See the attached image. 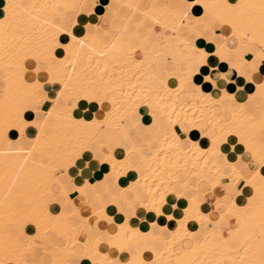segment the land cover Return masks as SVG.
<instances>
[{
    "label": "bare ground",
    "instance_id": "obj_1",
    "mask_svg": "<svg viewBox=\"0 0 264 264\" xmlns=\"http://www.w3.org/2000/svg\"><path fill=\"white\" fill-rule=\"evenodd\" d=\"M82 1L3 0L0 264H114L123 257V264H264V172L256 169L244 175L242 169L248 166L240 153L249 152L264 166V114L255 116L245 102L235 106L243 86L222 88L218 98L195 79L201 73L203 81L216 89L218 82L209 72L218 62L243 76L244 65L252 62L247 54L254 47L255 59L264 60V0H180L175 6L146 0V8L140 7V0H109V15L105 12L102 22L88 23L77 34V15L95 13L85 11ZM184 1L185 9L180 7ZM195 3L203 8L200 15L190 12ZM59 10L61 18L72 11L68 28L55 21ZM213 19L221 21L226 31L216 34ZM155 24L167 33L160 34L155 49L142 48L139 43L147 40ZM62 33L66 41H61ZM229 38L237 45L230 46ZM139 49L149 61L136 55ZM166 50L172 57H165ZM161 57L163 76L151 72ZM42 72L45 79L38 76ZM217 75L227 85L235 83L226 71ZM246 79L264 102V76L257 83ZM78 99L94 101L97 108L89 115L74 110ZM249 99L256 101L253 95ZM139 113L147 125L135 119ZM27 128L33 132L30 138ZM133 130L151 135L139 143ZM12 131L17 132L15 137ZM109 138H115L114 147L107 145ZM24 139L28 147L22 146ZM121 139L130 140L131 146L119 157L114 149ZM93 143L99 148L93 149ZM84 151H91L106 166L99 182L105 197L111 195L108 202L94 190L96 182L86 178L84 185L72 184L73 193L67 189L72 183L68 168ZM207 179L211 190L223 183L242 185L259 201L249 213L245 204L251 195L240 204L235 194L221 213L205 212L195 192ZM188 191L192 193L183 199ZM75 193L82 203L94 199L98 206L87 208L84 215L78 199H73ZM118 199L132 209L141 206L134 219H117L107 211ZM51 202L57 211L50 209ZM66 203L72 207L69 213L62 209ZM158 216L167 224L159 226ZM228 217L240 222L229 237L220 226ZM73 218L80 224H73ZM83 223L96 231L94 237L82 231ZM27 224L44 235L43 241L34 240Z\"/></svg>",
    "mask_w": 264,
    "mask_h": 264
},
{
    "label": "crops",
    "instance_id": "obj_2",
    "mask_svg": "<svg viewBox=\"0 0 264 264\" xmlns=\"http://www.w3.org/2000/svg\"><path fill=\"white\" fill-rule=\"evenodd\" d=\"M163 1L165 3L171 5V6H175L178 4V2H181L180 0H163ZM188 1H192V0H188ZM229 1L234 3L237 0H229ZM185 2L186 1H184L182 4H180V7L183 9L186 8ZM0 3H1L0 4V16H2L3 12H2L1 7L3 4V0H0ZM108 5H109V0H83L82 1V7L85 9V11H87V12L95 11V13H94V15H90V17L89 16L87 17V15L84 13L77 15L79 25H77L75 32L77 34H81L85 31V25L86 24L94 23V22H98V23L102 22L103 21V19H102L103 14H106V13L108 14V12H107V6ZM139 5L142 8H144V7L146 8V7H148L149 4L147 3L146 0H140ZM194 10H196V11H194ZM190 12L191 13L193 12V14H195V15H200V13L203 12V8L199 4L195 3L194 5L191 6ZM62 14H63V12L61 10H59L57 12V14L55 15V21L59 22L64 28H68L70 25L69 19H71L73 17V13H72V11L67 12L66 13L67 15H65V18L62 17L64 19L61 18V16H63ZM210 23H211V28H213V30L215 31L216 34H221L224 31H226V27L223 25V23L221 21H216L215 19H213L210 21ZM148 24H146V25H148ZM207 32H208V30H207ZM165 33H167L166 29H164L162 26H160L158 24H155L153 26L152 31L147 35L148 36L147 40L141 41L139 44L142 46V48H145V49H147L149 47L152 49H155L157 47L158 43H161V40L159 38L160 34H165ZM189 33H190V30L187 31V36H189L188 35ZM60 39H61V41H66V36L62 33L60 35ZM190 39L192 41H194L196 39V37L194 35H190ZM227 42L230 46L237 45V43L235 44V42L233 41L232 38H229ZM134 44H136V42H134ZM256 50H257V48L254 47L252 49V53H255ZM56 52L58 54H60L61 49L56 48ZM252 53L247 54L248 60L252 61V62L244 65V67L242 69V75L243 76H238V74L233 69H230V68L228 69L227 65L223 61L218 62L217 67L213 68L211 70V72H209L210 76L216 78V81L218 82V88H216V89H213L208 82L203 81L204 79H203V76L201 73H197L195 75V79H196V81L198 80L197 82L202 84V87L204 89L210 90L212 94L215 93V95L214 94L213 95L215 97H218V98L222 97V94L220 91V89H222V88L226 87L228 90L231 91L234 89L235 84L243 86L244 90L240 91L237 94V100L234 102L235 106H239V104L241 102H245L246 108H248L255 116H260V115L264 114V102L255 96V93H253L252 86L249 83V81L246 79V77H251L250 82H252V83L260 82L264 76V60L258 61L257 59H255V55H253ZM136 55L138 57L144 58L147 61L150 60L149 55H146L144 53V49L137 50ZM172 55H173V53L170 52L169 50L165 51V57L166 58L172 57ZM163 63H164V59L162 57L159 58L158 62L151 66V72L153 74H156V75L159 74V75L163 76L162 75V69H161V66L163 65ZM32 66L33 65L31 64L30 67L32 68ZM222 70L226 71V76L229 78L230 81H234L235 83H230L229 85H227V82L225 80H221V77L220 76L218 77L217 74L219 73V71H222ZM202 72H206V70L203 69ZM38 76L40 79L46 78V76L43 72L39 73ZM55 86H54V88L56 89L57 86L56 87ZM50 93H51V95L54 94V92H50ZM251 95H253V98L256 101H250L249 97ZM231 104H232L231 101L227 102L228 106H230ZM47 106H48V102H45L43 107L46 108ZM75 108H78V109L82 110L85 114L89 115L95 108H97V105H96V102H94V101L88 103L86 101L78 99L76 102V106L74 107V110H75ZM25 115H26L27 119H31L33 117L30 112H27ZM135 119H138L143 125H147V121H146V119L142 113H139V116L135 117ZM157 119H158V122L160 124H163V118L162 117L157 116ZM141 132H138V130L131 131L132 136L136 142L140 143L141 141L148 139L151 135L150 132L147 130L141 131ZM11 134H12V136L15 137L17 135V132L12 131ZM25 135L27 138L32 137L33 132L30 130V128L26 129ZM197 136H198V134L193 135L194 138H196ZM26 141H27L26 139L22 140V146L23 147H26V146L28 147L29 143ZM106 143L109 147L110 146L114 147L115 138L107 139ZM118 145L119 146H117L114 149V152L117 153L118 155L117 154L116 155L120 157V156H122L123 152L131 146V141L128 139H121ZM96 147L99 148V144L93 143V149H95ZM104 149L107 150V146H104ZM118 151H120V152H118ZM143 153L145 155H147L149 152H148V150L143 149ZM240 153H241V155H243L242 160L246 161L247 166H248V169L243 170V174L248 175L256 169H260L261 171L263 170L262 173L264 172V169H263L264 166H262V165L260 166L256 161H253L249 157L248 154H245V152L243 150ZM77 158L68 168V175L69 176L72 175V176H70L71 182H72V183H70L71 185L69 183L67 184V189L69 190V193H73V191H74L72 188L73 185H75V186L84 185L85 178H86L89 181H91L92 183L96 182L94 184L95 187L93 186L94 190L101 192L104 196L103 201L108 202L111 199V195H109L108 197L107 196L105 197V195L103 193L104 184L99 182V180H102L104 178L105 174L107 173V170L105 169L106 166L103 163H101L98 159L94 158L93 153H91V151H84ZM93 160L95 162H93ZM133 161H136V159H133ZM218 163L221 164L225 170H227L226 168H228V167L224 164V161L222 158L218 159ZM89 165L91 167H89ZM71 170H73V171H71ZM207 180L205 181L206 183L203 182L202 183L203 185L201 184L200 189L195 192V198L201 200L200 208L205 212L213 213V214L221 213V211L224 208V205L226 203H228L229 201H231L235 194L238 195L237 198H238V201L240 204H244L247 197H249L251 195L249 202H247L245 204V209L249 213L252 212V210H253L252 205L259 201V196H257L256 194H252L253 192L251 189L245 188L242 185H238L237 187H235L231 184L223 183L219 188H217L215 190H211V188L208 185L209 180L208 181ZM77 182H78V184H77ZM191 193H192V191H188L186 194L182 195L181 197L183 199H186V198H188V196ZM217 197L219 198L218 201H216ZM79 198H80L79 193H75V195H73V199H75V200L78 199L77 205H78L79 209L82 208L81 211L84 215L88 214L89 210L93 206L96 207L99 204V201L94 200V199H92L91 204H87L85 202L82 203L79 200ZM140 207H141L140 205H137L134 207V209H132V206L129 203L127 204L126 201H122V200L118 199L116 201V203H114L113 208L110 207V205H108L107 211L109 213H112L113 215L115 214L117 219H120L118 216H120V217H126L127 216L131 219H134V217H135L134 211H135V209H139ZM84 208H86V209H84ZM50 209L55 212L58 210V207H57V205H55L54 202H51L50 203ZM62 209L65 212L69 213V212H71L72 207L70 204L66 203L62 206ZM150 218L152 219V216ZM144 219H145L144 215H141L139 217V221H141V222ZM156 219H157L159 226H163V225L167 224V221H166L165 217H163V216H158ZM71 221L75 225L80 224V220H78V219L73 218ZM97 224L103 228H105L107 225L103 221H98ZM227 224H228V226H227ZM239 225H240L239 220L237 218H234V217H228L225 220L221 221V223H220V226L223 230V233L227 237H229L233 233L232 230L238 228ZM27 227H28V230L30 231L31 234L36 233V230L34 228H31L30 224H27ZM81 228H82V231L84 233H86L88 236L94 237L96 235V231L92 230L87 224H85L84 226L82 224ZM150 228H151V226H150ZM239 234L242 237L241 231H239ZM24 238L25 237L23 236L22 239H24ZM156 242H158V241H156ZM157 244H159V242ZM189 245H190V243L186 244V246H189ZM40 256L35 255V257H40ZM146 257H147V259H150V257L148 255ZM123 261H125V257H123V260L122 259H119V261L116 260L114 262V264H123Z\"/></svg>",
    "mask_w": 264,
    "mask_h": 264
},
{
    "label": "rangeland",
    "instance_id": "obj_3",
    "mask_svg": "<svg viewBox=\"0 0 264 264\" xmlns=\"http://www.w3.org/2000/svg\"><path fill=\"white\" fill-rule=\"evenodd\" d=\"M31 63H32V61H30ZM33 64V63H32ZM3 74H2V70H0V78H1V76H2ZM4 76V75H3ZM57 86V85H56ZM97 112H98V115H100V113H99V111H96L95 113H96V115H97ZM245 154H248L249 155V157L250 158H252L251 157V154L248 152H245ZM254 161V160H253ZM257 162V161H256ZM242 173H243V169H242ZM245 175V174H244ZM46 197V196H45ZM44 197V198H45ZM85 225V223H83V226ZM35 229V228H34ZM38 231H36V233L34 234V240L35 241H38V242H40V241H43V239H44V235H43V237H42V235H41V233L40 232H38ZM36 234H37V236H36ZM36 250V249H35Z\"/></svg>",
    "mask_w": 264,
    "mask_h": 264
}]
</instances>
